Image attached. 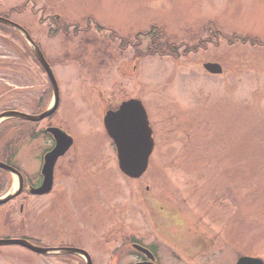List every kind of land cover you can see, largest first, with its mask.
<instances>
[{
	"label": "rangeland",
	"instance_id": "rangeland-1",
	"mask_svg": "<svg viewBox=\"0 0 264 264\" xmlns=\"http://www.w3.org/2000/svg\"><path fill=\"white\" fill-rule=\"evenodd\" d=\"M21 7L14 19L42 43L60 88L58 111L41 124L61 127L75 143L57 164L51 193L23 187L0 205V239L81 247L97 264L136 263L132 244L140 242L157 244L162 264L264 259V0H0V14ZM150 29L170 45L168 55L143 54ZM2 61L0 114L20 92H31L32 103L16 107L47 110L53 88L39 63ZM209 61L223 72L208 73ZM11 70L27 74L26 89L12 85ZM129 98L143 102L156 141L137 179L120 170L103 125L106 109ZM40 142L24 132L12 159L32 180ZM0 175V198L16 192L18 177ZM0 264L79 263L5 245Z\"/></svg>",
	"mask_w": 264,
	"mask_h": 264
},
{
	"label": "water",
	"instance_id": "water-1",
	"mask_svg": "<svg viewBox=\"0 0 264 264\" xmlns=\"http://www.w3.org/2000/svg\"><path fill=\"white\" fill-rule=\"evenodd\" d=\"M0 22L9 24L25 33L26 37L28 38L27 40H29V42L34 47V53L36 54L44 69L46 70L47 74L49 75L54 91L53 103L42 114L31 115L18 111H7L0 114V120L11 117H18L33 121L41 120L53 114L59 106V87L54 72L52 71V68L45 59L39 47L34 43L31 36L25 31L23 27L1 16ZM205 68L212 73L222 72V67L218 63H206ZM104 124L108 134L116 144L120 169L126 175L133 178H139L140 176H142L143 173L147 170L149 158L154 147L152 129L150 127V122L148 120L146 109L144 108L142 102L137 99H130L128 101L123 102L118 110L107 112L104 119ZM48 131L54 136L56 140V145L45 156V163L43 166L44 181L41 187L34 191L38 194H44L51 191L54 181V166L58 158L63 156L73 144V138L62 129L57 127H49ZM0 167L7 169L15 174H18L19 178V187L17 191L13 194H9L6 197L0 198V203H4L20 193L22 189V177L16 169L2 162H0ZM9 244L22 245L27 248H30L31 250L44 254L54 252L81 254L85 253L81 249L72 247H41L25 239H0V245ZM135 247L145 252H148L146 249L142 248L139 245H135ZM237 264H264V262L259 258L245 256L241 257Z\"/></svg>",
	"mask_w": 264,
	"mask_h": 264
},
{
	"label": "flooded vegetation",
	"instance_id": "flooded-vegetation-1",
	"mask_svg": "<svg viewBox=\"0 0 264 264\" xmlns=\"http://www.w3.org/2000/svg\"><path fill=\"white\" fill-rule=\"evenodd\" d=\"M23 11L21 9H15L14 10H9L6 13H2L0 14L1 16H4L8 19H11L13 21H15L14 19V15L15 13H19L21 14ZM50 17V16H48ZM17 22V20L15 21ZM19 23V22H18ZM21 24V23H20ZM24 27L29 31V28H27L25 25ZM30 33V31H29ZM17 42V43H16ZM12 43H16L19 45L18 48H16V46L11 47ZM41 49L43 50V52L46 55V52L43 48V46L41 45ZM13 59L12 61L9 60ZM25 58V60L30 59L32 60L34 58V54L32 51L31 46L27 43V41L25 40V38L23 37V35H21L20 32H18L16 29L4 24V23H0V61L4 62L7 61L6 63H13V64H21L22 65V60ZM8 68V67H7ZM14 74L11 78L15 81L18 79V83H14L12 82V85L18 87L19 89H26V87L28 86V82L27 80H29V77L27 76V74H24L25 76H23L21 73L20 75H18L16 72H14L13 70H11ZM32 103V97H31V92L27 93V92H20L17 96L14 97V100L11 101V107L6 109V110H15V111H24L27 112L24 109L18 108L16 106H29ZM42 121L39 122H27V121H23L19 118H11V120H9L8 122L3 123L4 124V137H6V139L3 140L5 143H3L1 134H0V159H2L3 161L7 162V163H12V159L13 157L17 156V151L20 148L19 145L17 146V140L20 139V136L23 135V133H26V137L28 139H35V138H39L40 139V146L39 149H42V156H41V165L39 167V177L36 178L35 180H33V182H26L24 185V190L27 189L30 190L34 187H38L42 184L43 181V175H42V162H43V158L46 152H48L51 148H49L47 146L48 141V135L46 132V129L49 127L48 124H45L42 126ZM1 130V128H0ZM18 131L17 132L18 136H12V133L14 131ZM2 133V132H1ZM9 138V139H8ZM54 145V143H53ZM52 147V145H51ZM14 157V158H15ZM63 158V157H62ZM61 159V158H60ZM59 159V160H60ZM59 162V161H58ZM14 165V164H13ZM154 249V254L156 256V264H162L161 262V258L160 255L158 253V249L156 250V246L153 247ZM89 255H90V260H91V264H97L95 262V259L93 257V253L89 252L88 250H86ZM204 253V252H203ZM205 254V253H204ZM72 257L77 259V262L79 264H88L87 259L85 257H83L80 254H71ZM150 260L148 258H146L144 255H137L136 257V263L139 264H143L146 262H149ZM152 264V263H150Z\"/></svg>",
	"mask_w": 264,
	"mask_h": 264
},
{
	"label": "trees",
	"instance_id": "trees-1",
	"mask_svg": "<svg viewBox=\"0 0 264 264\" xmlns=\"http://www.w3.org/2000/svg\"><path fill=\"white\" fill-rule=\"evenodd\" d=\"M99 25V24H98ZM99 27H101L102 28V26H100L99 25ZM152 29V28H151ZM151 29H150V31L148 32V34H151V33H153L152 34V42L149 44V46H148V51L146 52H144L143 54H152V55H154V54H161V55H165V54H167L166 53V50H165V48H163L165 45L164 44H162V43H160L159 42V40H158V37L160 36L159 34H157L158 32H153V31H151ZM152 30H154V29H152ZM156 30V29H155ZM115 33V32H114ZM238 37V36H237ZM248 39L249 38H245L243 41L245 42V41H248ZM256 41H259L258 39L256 40ZM205 44V41L204 40H201L198 44H196L195 45V47H194V50L196 51V50H198V47H203V45ZM164 45V46H163ZM170 46V45H169ZM169 46H167V47H169ZM166 47V46H165ZM166 47V48H167ZM206 47V46H205ZM170 48H174L173 46H171ZM188 50V49H187ZM168 55V54H167Z\"/></svg>",
	"mask_w": 264,
	"mask_h": 264
}]
</instances>
